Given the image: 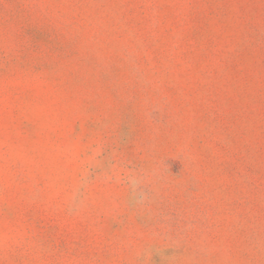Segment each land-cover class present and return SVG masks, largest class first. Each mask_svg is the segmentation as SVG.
<instances>
[{
    "label": "rangeland",
    "instance_id": "obj_1",
    "mask_svg": "<svg viewBox=\"0 0 264 264\" xmlns=\"http://www.w3.org/2000/svg\"><path fill=\"white\" fill-rule=\"evenodd\" d=\"M0 264H264V0H0Z\"/></svg>",
    "mask_w": 264,
    "mask_h": 264
}]
</instances>
